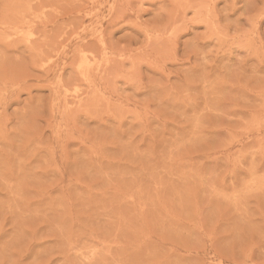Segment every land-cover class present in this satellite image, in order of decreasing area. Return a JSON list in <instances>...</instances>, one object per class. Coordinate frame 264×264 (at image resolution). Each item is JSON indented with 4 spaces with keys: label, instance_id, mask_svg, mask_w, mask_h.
<instances>
[{
    "label": "rangeland",
    "instance_id": "374dc122",
    "mask_svg": "<svg viewBox=\"0 0 264 264\" xmlns=\"http://www.w3.org/2000/svg\"><path fill=\"white\" fill-rule=\"evenodd\" d=\"M0 264H264V0H0Z\"/></svg>",
    "mask_w": 264,
    "mask_h": 264
}]
</instances>
